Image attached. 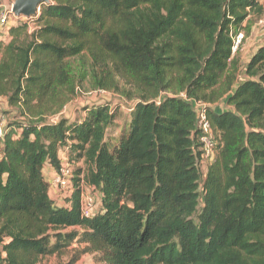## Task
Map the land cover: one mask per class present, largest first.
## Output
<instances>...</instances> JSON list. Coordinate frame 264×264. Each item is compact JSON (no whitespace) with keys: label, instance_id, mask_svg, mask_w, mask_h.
<instances>
[{"label":"trees","instance_id":"16d2710c","mask_svg":"<svg viewBox=\"0 0 264 264\" xmlns=\"http://www.w3.org/2000/svg\"><path fill=\"white\" fill-rule=\"evenodd\" d=\"M38 10L33 29L19 22L0 40V99L15 111L0 148V264H37L73 242L95 264H264V44L241 82L233 51L264 17L260 0H50ZM88 79L132 100L112 147L108 103L48 121ZM190 99L209 106L216 141L203 173ZM64 148L73 191L58 206L43 167L56 170ZM81 179L100 193L90 218Z\"/></svg>","mask_w":264,"mask_h":264},{"label":"rangeland","instance_id":"374dc122","mask_svg":"<svg viewBox=\"0 0 264 264\" xmlns=\"http://www.w3.org/2000/svg\"><path fill=\"white\" fill-rule=\"evenodd\" d=\"M14 1L15 0H0V12L8 13L6 24L0 26V40H5L7 38L6 32L8 31V27L17 25L19 22L29 20V28H34V21L31 22V19H29L32 16L13 17L10 15L9 11L11 10ZM260 2L264 6V0H260ZM37 12H39V10ZM255 23L256 25L252 26L250 34L242 38L237 46L240 63L242 62L240 66L241 68L244 64L243 58H245L257 45L262 43L264 44V29L259 26L258 21ZM261 28L263 30H261ZM241 71L242 69H239L238 78H240ZM243 78H240V80ZM120 84L122 85V83ZM126 88L129 87L126 86ZM101 103H108L111 108H114V121L107 128L105 133V139L110 141V146L112 147L118 140L121 133L126 131L128 122L131 118L130 106L132 105V100L125 97V95H123L120 91L92 87L91 81L88 79L84 81L82 85L76 87L74 97L62 108L60 117L62 116L68 118L69 121L79 120L83 116L84 107ZM0 116L3 119L5 126H8V124L13 121L15 116V111L6 105L4 99H0ZM63 155L68 159V155L66 153ZM204 168L205 167L203 165L200 166L201 173L204 172ZM84 247L85 244L73 242L67 247L63 254L43 257L37 264H66L70 260H73L72 264H95L94 254L82 251Z\"/></svg>","mask_w":264,"mask_h":264},{"label":"built area","instance_id":"2783aa9c","mask_svg":"<svg viewBox=\"0 0 264 264\" xmlns=\"http://www.w3.org/2000/svg\"><path fill=\"white\" fill-rule=\"evenodd\" d=\"M10 15L13 17H17L12 12V8L9 11ZM7 14L6 12H0V26H3L7 22ZM258 24L260 27L264 28V17H262ZM243 38V34L239 33L235 36L233 42V51L237 49L238 44L240 43L241 39ZM192 104L193 111L196 117V127L199 131V143H200V151H201V159L200 164L205 167L206 164H210L215 157L216 149L215 144L216 141L213 137L211 125L207 117V110L206 108L209 107L206 103L198 101V100H189ZM61 111L48 118V121L54 122L56 121L60 115ZM6 133V126L5 123L0 116V148H1V140ZM67 148L61 149L62 153H66ZM64 151V152H63ZM73 168L71 163L68 159L62 155L60 158L59 167L55 170L53 176L49 181L48 188L53 190L55 196H63L70 197L73 191ZM48 189V190H49ZM52 197L51 199L56 203V198ZM100 203V193L97 189L92 186L91 184L86 183L81 179L80 181V211L81 216L83 218H90L95 214L99 208Z\"/></svg>","mask_w":264,"mask_h":264},{"label":"crops","instance_id":"0c3cea01","mask_svg":"<svg viewBox=\"0 0 264 264\" xmlns=\"http://www.w3.org/2000/svg\"><path fill=\"white\" fill-rule=\"evenodd\" d=\"M256 25V24H255ZM254 25V26H255ZM260 28V27H259ZM252 29V28H251ZM264 29V28H263ZM262 28H261V30H263ZM263 44V43H262ZM262 44H259V45H257L245 58H243V66H242V68L240 67V69H242V71L240 72V78H243L244 76H243V73H244V66H245V64L248 62V60L250 59V57H251V55L255 52V50L257 49V47L258 46H260V45H262ZM242 63V62H241ZM238 77H239V75H238ZM240 78H238V82H241V81H243V79H241L240 80ZM213 107H214V110H216V111H221V110H225V106H224V103L223 102H220V103H216V104H214L213 105ZM64 152V151H63ZM63 155V153H62V151H60L59 152V158H61V156ZM54 172H55V170H54V168L51 166V165H49V164H45L44 165V167H43V175H44V178H45V180L47 181V182H49L50 181V179H51V177L53 176V174H54ZM48 194H49V196L52 198V197H54V198H56V203H57V205L58 206H62V205H64L65 204V202H64V197L63 196H55V193H53V190H51V189H49L48 190ZM53 198V199H54Z\"/></svg>","mask_w":264,"mask_h":264},{"label":"water","instance_id":"95a60500","mask_svg":"<svg viewBox=\"0 0 264 264\" xmlns=\"http://www.w3.org/2000/svg\"><path fill=\"white\" fill-rule=\"evenodd\" d=\"M49 0H15L12 4V12L16 16L30 17L34 15L40 4Z\"/></svg>","mask_w":264,"mask_h":264}]
</instances>
